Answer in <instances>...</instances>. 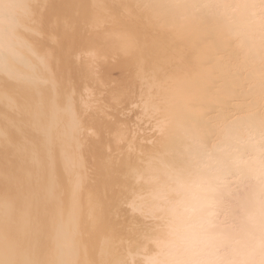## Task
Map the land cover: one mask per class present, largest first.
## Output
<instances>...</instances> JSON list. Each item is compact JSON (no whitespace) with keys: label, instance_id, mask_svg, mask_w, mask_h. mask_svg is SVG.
<instances>
[{"label":"bare ground","instance_id":"1","mask_svg":"<svg viewBox=\"0 0 264 264\" xmlns=\"http://www.w3.org/2000/svg\"><path fill=\"white\" fill-rule=\"evenodd\" d=\"M9 1L0 0V101L16 96L22 100L25 107L12 105L19 110L27 108L24 114L26 118H31L29 126L35 134L29 138L36 140V144L32 146L31 142L29 146L32 148L29 147L27 155H30L32 165L41 155L44 158L37 160L34 168H31L27 160L30 164L27 168L20 166L25 161L20 163L18 156L15 166H19L20 172L28 173L32 170L31 175L30 172L28 174L31 176L30 181L26 174L27 183L20 181L21 178V183H14L16 179H11L13 190L1 187L5 182H0L3 194H15L14 205L19 211L14 219L20 222L17 227L19 231L16 227L7 231L10 236L15 239L14 235L24 234L28 235L26 238L30 241L33 237L32 240L36 237L39 240L43 236L57 240L53 255L55 261L52 257L47 259L46 264H95L94 251L97 249L93 250L95 247L91 248L87 244L91 245L96 239L99 241V238L105 237L106 232L113 229L114 223L106 219L111 224L109 227L101 224L92 232L89 226L96 225L93 208L99 202L93 204L92 198L103 188L99 180L100 173L103 174L101 170H104L102 160L105 158L108 163L112 157L118 161L109 167L120 168V171L129 164L142 165L132 177L136 188L134 194H140V200L133 203L132 199L126 204L128 211L135 214L128 213L131 216L126 215L124 220L116 223L124 228L134 225L136 231L132 229V233L135 232L143 240V246L142 242L139 243L142 246L141 252L135 258L138 260H133L132 264H249V261L264 264V256L258 254L260 242L264 239V0L84 1L88 6L85 5V11L76 17L77 21L83 19L79 31H87L84 42L88 45L78 46L80 48L73 52L74 58L70 55L76 62L75 66L65 58L66 54L61 56L65 61L59 57L54 63L51 61L53 58L50 59L47 54L50 60L46 61L51 62V65L43 63V54L49 50L45 40L38 38L37 43L29 42V35L35 30L25 23L28 17L27 13L22 14L25 7L23 0H12L10 4ZM47 2L43 0L42 5ZM71 2H55L56 5L49 6L46 11V18L68 17L67 9ZM32 14L37 16L36 20L38 16L42 18L44 15L38 10L32 11ZM45 20L41 24L46 30L49 27ZM20 29L24 30L22 34L27 35V39L19 34ZM95 38L97 42H93ZM103 44L104 49L101 48ZM55 50L60 56L62 50L57 52L60 50L58 46ZM77 76L82 78L81 83L73 82ZM46 82L49 86H45ZM89 84L97 90L91 89ZM74 95L78 102L77 108H74L77 103L74 104ZM85 96L91 97V101H86ZM5 101L3 105L10 103ZM91 103H97V106ZM107 103L114 104L110 105L114 112L106 111L109 108L102 109ZM129 113L133 114L137 122ZM3 114L0 105L2 123L8 120L6 117L4 120ZM13 114L17 116L16 109ZM120 115L128 118L123 119ZM130 121L136 122V125L132 123L130 126ZM21 122L24 123V120ZM143 128L144 133L149 135H140ZM89 131L92 132L90 136L87 134ZM26 140L23 141L28 142ZM7 143H2L4 148L8 147ZM28 143L21 144L25 145L24 150ZM10 148L13 147L6 150ZM20 149L16 152L20 153ZM86 151L88 156L85 157ZM10 153L6 156V151H0V163L6 161L5 156L11 157L9 155L14 154ZM27 155L22 156L27 158ZM86 159L90 162L88 167L85 165ZM137 167L140 166L137 164ZM87 168L91 171L93 169L94 173L89 171L93 175H82L85 169L88 173ZM3 173L0 175L2 181L8 177ZM97 176L98 180L94 179ZM104 179L108 180L106 177ZM9 181L8 178L6 183L9 184ZM106 190L114 191L112 188ZM118 192L120 195L121 191ZM109 193L107 197L106 192V199L109 202L113 199L115 201L114 196L110 199L112 195ZM1 194L0 199L6 201L9 196L5 194L6 198L4 195L3 199ZM101 199L104 202L106 200ZM10 200L7 202L11 204ZM68 201L71 202L68 204ZM226 202L230 205L226 206ZM14 205L11 204V207L14 208ZM24 206L27 213L23 218L25 212L20 208ZM12 208L8 211L10 214ZM13 212L8 216V224L14 221L12 217L16 214ZM222 215L227 216L223 217L228 219L227 224L223 222ZM77 216L79 222L74 223L72 219L75 217L76 220ZM90 217L92 220H89ZM0 220H3V216ZM11 223L10 226L17 224ZM20 224H23L21 227L28 224V233H24ZM87 226L89 229H86ZM6 229L2 228L4 232ZM2 230V235L8 234L2 233ZM130 233L125 234L130 237ZM7 239L4 242H13ZM77 239L83 245H80L83 250L81 257L79 253L82 250H78V253L75 251L74 256L69 253L72 247L68 244L78 247ZM3 246L0 247V255L5 253L6 248L3 250ZM10 250L6 255H1L0 264H4V256L8 258L5 264L11 261L13 264H16L15 261L21 264L17 258L11 257L16 259L13 261L8 257L7 254L13 255L14 250ZM14 255L17 256L16 252ZM30 255L38 258L36 253ZM36 256H32L31 262L25 256V262L37 264ZM124 264H128V261Z\"/></svg>","mask_w":264,"mask_h":264},{"label":"rangeland","instance_id":"2","mask_svg":"<svg viewBox=\"0 0 264 264\" xmlns=\"http://www.w3.org/2000/svg\"><path fill=\"white\" fill-rule=\"evenodd\" d=\"M12 1V0H11ZM11 1H9V4L11 3ZM30 0H23V5H25V7H23V9L25 10H23L22 11V14L23 15H25V13H27L26 14V17H28L27 18V20L26 21H28V22H26L25 21V23H28L27 25H29V27L30 28H32V29H34L35 31H31V33H30V37H29V42L31 41V43L32 42H35V43H37L38 41H37V39L38 38H40V40H45L44 42L46 43V47L49 49L48 51H46V54H43V58H42V61H43V63H45V64H47L48 66H50L51 64V62H47L48 60H50V59H52L53 58V60H51L52 61V63H54L55 61L54 60H56L57 58H59L60 57V59L61 60H64L66 57L70 60V61H72V62H70V64L72 65V66H75V64L74 63H76L75 61H74V59H71V57H70V55L72 56L73 54H74V56H75V53H73V52H75V50H77V48H80V47H85V44H86V41L84 42V40L87 38V31H84V30H82L81 32L79 31V27H80V25L83 23V19L82 18H80V19H82V20H79V21H81L80 22V24H79V21H77V14L79 13V14H81V12L83 13V11H85L83 8H85V5H86V7L88 6L87 5V3H89L87 0H81V1H79V0H72V2L69 4V8L67 9V11H68V13L70 14V12H71V14L69 15L68 14V17H64V16H53V17H49V18H46L47 16H46V11L47 10H49V8L52 6L53 7V5H56V3L55 2H59V0H52V2H51V0H48V2L43 6L42 5V1L43 0H31L30 2H29ZM33 1H35V2H33ZM61 1V0H60ZM74 1V2H73ZM87 2V3H85V2ZM53 3V4H52ZM81 3H85V4H81ZM8 4V5H9ZM33 4V5H32ZM38 4V5H37ZM49 4V5H48ZM51 4V5H50ZM35 5V6H34ZM9 6H12V5H9ZM50 6V7H49ZM80 6V7H79ZM41 7V8H40ZM32 8V9H31ZM40 8V9H39ZM73 8V9H72ZM80 10H79V9ZM83 10H82V9ZM87 9V8H86ZM31 10V11H30ZM38 10V11H40V12H42V14H44V15H42V18H39V16H38V20H36L35 19V16L36 15H34V14H32L31 15V13H32V11H34V12H36V11ZM30 14H29V13ZM36 14V13H35ZM31 15V16H30ZM37 17V16H36ZM44 18V19H43ZM63 18V19H62ZM32 19V20H31ZM46 19V20H45ZM75 19H76V21H75ZM41 20V21H40ZM43 20H45L44 22H47V25L46 26H48L49 28H47L46 30H45V26L44 25H42L41 23H42V21ZM53 22V23H52ZM75 24V25H74ZM45 27V28H44ZM52 27V28H51ZM10 28H11V26H10ZM12 28H13V26H12ZM43 28V29H42ZM77 28H78V30H77ZM49 29V30H48ZM57 29V30H56ZM77 30V31H76ZM24 31V30H23ZM23 31H21V29H20V31H19V34H22V32ZM46 31V32H45ZM53 31V32H52ZM48 32V33H47ZM83 32V33H82ZM47 35H46V34ZM33 34V35H32ZM37 34V35H36ZM24 37H25V39H27V35H24V34H22ZM48 36V37H47ZM65 36H66V38H65ZM63 37V38H62ZM73 37V38H72ZM68 38H70V39H68ZM59 41H60V43H59ZM62 41V42H61ZM69 41H70V43H69ZM92 41H93V39H92ZM77 42H78V44H77ZM93 42H97V39L95 38V41H93ZM56 43V48H55V46H54V44ZM66 43V44H65ZM74 43V44H73ZM79 43H81L82 44V46L79 44ZM88 43V42H87ZM99 44H101L100 42H98ZM48 44V45H47ZM76 44V45H75ZM83 44H84V46H83ZM93 44V43H92ZM96 44V43H95ZM98 44V45H99ZM69 45V46H68ZM72 45H74L73 47H72ZM86 45H88V44H86ZM97 45V44H96ZM54 47V50L55 49H57V46H58V49H60V50H58L57 52H61V50H62V53H60L61 55L59 56V53H56V50H55V52H54V50H53V47ZM76 46V47H75ZM78 46H80V47H78ZM103 46V47H102ZM101 46V48L102 49H104L105 48V45L103 44ZM52 47V48H51ZM65 47V48H64ZM72 47V48H71ZM75 47V48H74ZM64 48V49H63ZM70 49H72V50H70ZM50 50H51V52H50ZM63 50H64V53H63ZM70 51H71V53L72 54H70ZM53 52H54V55H53ZM83 52V51H82ZM47 54H49V57H50V59H48L47 58ZM51 54H52V56H51ZM64 54H66L65 55V58L64 57H61L62 55H64ZM84 54V53H83ZM46 55V56H45ZM58 55V56H57ZM54 56V57H53ZM57 56V57H56ZM74 56H72V58H74ZM52 57V58H51ZM45 58H47V59H45ZM55 58V59H54ZM47 60V61H46ZM65 61V60H64ZM66 62H67V59H66ZM50 65H49V64ZM53 65V64H52ZM43 69H45V68H43ZM78 78V79H77ZM77 78L75 79V78H73V79H75L73 82L75 83V81H76V83H79L81 80H82V78L81 79H79L80 77H78L77 76ZM72 79V80H73ZM11 81V80H10ZM82 82V81H81ZM80 82V83H81ZM47 84L45 85V86H49V84H48V82H46ZM90 85V84H89ZM89 85H88V87H89ZM91 86V85H90ZM94 86V85H93ZM92 87V86H91ZM90 88V87H89ZM88 88V89H89ZM85 89V88H84ZM91 89H95V88H91ZM90 89V90H91ZM92 90V91H93ZM96 90H97V88H96ZM96 90H94V91H96ZM47 92L49 93H51V90L50 89H47ZM47 93V94H48ZM82 93H84L83 92V90H82ZM85 94V93H84ZM76 96L74 95V97L73 98H75ZM16 98H17V96H16ZM16 98H11L10 100H7V99H9V98H3L1 101H0V105L2 106V108H3V112L5 113V114H3V116H4V120H5V117H6V120L7 121H3V123H2V121H0L1 123H0V133L2 134L1 135V137H0V139L2 138H4V136L6 137V138H4L6 141H4V139L2 140H0V141H2V142H0V148L2 149V148H4V144H2V143H7V141H8V145L6 144V146H8V147H6V148H9L10 146H12L13 148H10L9 150L7 149L6 150V148H4V149H0V151H6V156H8V154H9V152H11L10 154H12L13 152H14V154L17 156V157H15L14 158V156L13 155H9V156H11V157H6L5 156V160L7 161L8 159V161L10 162V164H8V161H7V163H6V161L5 162H2V163H0L1 165H0V167L2 168H0V170H1V172H0V175H3L4 173L3 172H5V177L6 176H8L7 178H6V180H4V181H2L1 180V178H0V182L3 184L4 182H5V185L3 184L1 187H4V188H8V190H13L14 188V185H13V182L15 183V182H17V183H21V182H19V179L21 178V180L20 181H22V182H26L27 183V179H28V177H26V175H28L29 174V172L30 171H32V170H30L28 173H25L26 171H21L20 172V170H18L19 169V164L20 163H23V161L22 160H24L25 162H24V164H20V166L21 167H26V166H28L27 168H29V165L31 166V168H32V166H33V168H34V165H35V163H37L38 161H40L39 159L40 158H42V160H44V158H43V155H41L40 156V158L38 159V158H36L37 160V162L36 161H33V162H35V163H33L34 165H32V162L30 161V159H29V156L27 155V154H29V150H30V148H32V147H30L31 145L33 146V145H35L36 144V140H33V139H31V138H29V136L31 137H33L34 136V132L33 131H31V128H30V120H31V118L30 119H28L29 117H27L26 118V116H25V114H26V112L27 111H25V110H27V108H24L23 109V107H25L24 105H23V103H22V100H19L18 98H17V100L18 101H16ZM7 100V101H5V100ZM14 99H15V101H14ZM91 97H87V96H85V100L87 101V100H90L91 101ZM31 100L32 101H34L35 99L34 98H31ZM3 101H5L6 103H8V101H10V103H8V104H5L4 103V105H3ZM13 101V102H12ZM19 101H21V102H19ZM49 101H50V97H49ZM77 101H76V98H75V100H74V104L76 103ZM2 103V104H1ZM17 103V104H16ZM21 103V104H20ZM14 106H19V105H21V106H23L21 109H23L24 111L22 112V110L20 109L19 110V108L18 107H14ZM108 104V103H107ZM8 107H7V106ZM78 106V102L74 105V108L76 107L77 108V106ZM91 105H93V106H97V103H91ZM110 105H112L111 103L110 104H108V105H103L102 106V109L104 110L105 108L107 109V108H109L108 110H106V111H108V112H110V113H112V112H114V110L111 108V106ZM114 105V104H113ZM112 105V106H113ZM4 106L5 107H7V108H4ZM13 106V107H12ZM12 108V109H8V108ZM20 107V106H19ZM18 108V109H17ZM94 108V107H93ZM15 109H16V112H17V116H18V111L17 110H19V118H21L20 120L21 121H23L24 120V123H27V124H24L23 122H21L20 120H19V118L17 117V116H15V114H13L14 112H15ZM96 109H98L97 107H96ZM7 110V111H6ZM95 110V109H94ZM111 110V111H110ZM11 111V112H10ZM95 111H98L99 112V110H95ZM9 112V113H8ZM22 112V113H21ZM126 112H128V111H126ZM25 113V114H24ZM10 114H11V116H10ZM23 114V115H22ZM128 115V114H127ZM129 115H131V116H129V117H131L132 119L134 118L133 117V114L131 113H129ZM10 116V117H9ZM22 116V117H21ZM123 119H125V118H128L126 115L123 117L122 115H120ZM12 117H14V118H12ZM31 117V116H30ZM18 118V119H17ZM11 119H12V121H11ZM16 120V121H15ZM18 120V121H17ZM133 120H135V118L133 119ZM13 121H15L16 123H18V124H20V123H22L23 125H24V127H25V129H23L24 127H23V125H17L15 122H13ZM136 121V120H135ZM6 122H8V123H6ZM20 122V123H19ZM137 122V121H136ZM136 122H131L130 121V123H129V125L131 124L132 125V123H133V125H134V123H135V125H136ZM12 123V124H11ZM16 124V126H15V124ZM84 124V123H83ZM14 125V126H13ZM26 125H27V127H26ZM128 125V126H129ZM130 125V126H131ZM141 126H142V124H140ZM6 126V127H5ZM11 126H13V127H11ZM129 126V127H130ZM4 129H3V128ZM18 127H20V130H18L19 128ZM29 127V128H28ZM144 127V126H143ZM146 127V126H145ZM8 128H9V130H8ZM13 130V132H12V130ZM18 128V129H17ZM131 128V127H130ZM136 127L134 126V129H135ZM147 128V127H146ZM146 128H145V130H146ZM131 129H133V128H131ZM6 130H8V132L6 131ZM11 130V131H10ZM18 130V131H17ZM23 130V131H22ZM24 130H26V131H24ZM4 131V132H3ZM20 131V132H19ZM91 131L93 132V130L91 129ZM143 132H142V134H140V135H143V133H144V128H143V130H142ZM147 132H149L148 131V128H147V130H146ZM17 132H19V134L21 135V136H19V134L17 133ZM21 132H23V133H21ZM26 132V133H25ZM29 132V133H28ZM90 132V131H89ZM87 133V134H89V136H90V134L92 133V132H90V133ZM147 132H145L144 134L146 135V134H148ZM5 133V134H4ZM10 133V134H9ZM13 133V134H12ZM18 135H17V134ZM31 133V134H30ZM34 133V134H33ZM141 133V132H140ZM15 134V135H14ZM22 134H23V138H22ZM29 134V135H28ZM86 134V137H89L88 135ZM149 134L151 135V133L149 132ZM148 134V135H149ZM4 135V136H3ZM24 135H26L27 137H28V139L26 138V136H24ZM147 135V136H148ZM3 136V137H2ZM14 136V137H13ZM15 136H17V137H15ZM9 137V138H8ZM11 137H13V138H11ZM19 137V138H18ZM18 138V139H17ZM22 138V139H21ZM8 139V140H7ZM27 139V140H26ZM30 139V140H29ZM84 139V138H83ZM88 139V138H87ZM15 140V141H14ZM21 140L23 141V140H26V141H28V142H25V141H23V142H21ZM33 140V141H32ZM14 141V142H13ZM17 141H19L18 143H17ZM86 141V140H85ZM84 141V142H85ZM13 142V143H12ZM21 142V143H20ZM31 142H32V144H31ZM16 145H15V144ZM22 143H25L26 145H27V143H28V146H26V149L24 150V146L22 145L21 146V144ZM144 143H146L145 141H144ZM1 144H2V147H1ZM10 144H13V145H10ZM19 144H20V147H19ZM31 144V145H30ZM10 145V146H9ZM30 145V146H29ZM16 147H19V148H21L20 149V153H18V152H16L17 150H16ZM24 147V148H23ZM30 147V148H29ZM23 148V149H22ZM12 149H15V150H12ZM90 148L88 147V150H89ZM10 150H12V151H10ZM21 150H23V151H21ZM87 150V151H88ZM24 151H27L26 152V154L24 153ZM85 152V157L86 156H88V152ZM21 152H23V153H21ZM116 153V152H115ZM119 155H120V153L119 152H117ZM117 153H116V155H117ZM18 154V155H17ZM19 154H21V155H19ZM40 154V153H39ZM22 155H27V158H26V156H22ZM37 155V154H36ZM13 156V157H12ZM18 156H19V158H18ZM20 157H21V161H20ZM22 157H23V159H22ZM24 157H25V159H24ZM37 157H39V155L37 156ZM7 158V159H6ZM11 158H13V159H11ZM17 158L19 159V164L17 165L18 166V168L15 166L16 165V161H18L17 160ZM87 159L89 160L90 158L89 157H87ZM86 159V160H87ZM115 159V160H114ZM12 160V161H11ZM27 160H29V163H27ZM88 160L86 161L87 163H85V165H87V167L89 166L88 164L90 163H88ZM109 160L110 161H108V163H106V159L105 158H103V160H102V164H101V166H103L102 167V169H104V170H101L102 171V173L103 174H101L100 173V181H101V184L103 183V185H101L103 188L100 190V191H98V193H97V195H95V196H93V198L92 199H94V203L93 204H95L96 202H98L97 204H95V206H94V208H93V216H94V224H96L95 226H93V227H91V225L89 226L90 227V229L92 230V232H93V230H95V228H98L97 226H101V224L103 225V224H105V225H108V227L111 225V224H113L114 223V226H113V229L112 230H108L106 233V235H105V237H102V238H99L98 240L99 241H97V239L94 241V243L93 244H95V245H93L92 243H91V245H90V243L89 244H87V245H89V246H91V248L93 247L94 249L93 250H95V249H97V250H95L94 251V256H95V258H94V261H95V264H110L111 262V264H117V263H119V261L121 262V264H124V263H127V261H128V264L130 263V264H132V262H133V260L134 261H136V260H138V259H135V258H137L138 257V253L139 252H141V249H142V246H143V240H140L139 239V237H137L138 235L137 234H135V232H133L132 233V231H134V230H132V229H135V231H136V227L134 228V225L133 226H125V228L124 227H121L122 225H119V224H116V223H118V221L119 220H121V219H123L124 220V217H126V215L127 216H131V215H133V214H135V213H132L131 214V212H129L128 211V206H126V204H127V202L129 201L130 202V200H132L131 202H133V203H136L137 202V200H138V202H139V200H140V197L141 196H139L140 194H139V192H138V194L139 195H137V194H134V193H136L135 192V190H136V188L134 187V185H135V183L133 182V179H132V177H133V173H135V171L137 170H140L142 167V165L140 164L139 165V163H136V164H134V165H128L126 168H124L125 169V171H124V169H123V171L121 170H119L120 168H118V169H116V167L114 168V166H113V168L112 167H109V166H111V165H113V162H115L114 164H116L117 163V161H118V159H117V161H116V158H113L112 159V157L111 158H109ZM112 160V161H111ZM114 160V161H113ZM110 162H112V164L110 163ZM13 163H15V164H13ZM105 163V164H104ZM8 164V165H7ZM13 164V165H12ZM137 164H138V166H140V167H137ZM4 165V166H3ZM7 165V166H6ZM10 165V166H9ZM104 165H106V166H104ZM8 166H9V168H8ZM12 166V167H11ZM16 168V169H13V168ZM105 167H106V169H105ZM8 168V169H7ZM140 168V169H139ZM5 169H7V170H5ZM10 169H12V170H10ZM99 169H101V167L99 168ZM107 169H109V170H107ZM111 169H113V170H111ZM15 170V171H14ZM17 170V171H16ZM29 170V169H28ZM27 170V171H28ZM87 170H88V173H87V171H86V169H85V171H83L82 172V175H84V176H91V175H93V169H92V171H91V169L89 170L88 168H87ZM105 170H107V171H105ZM9 171V172H8ZM11 171V172H10ZM89 171H91V172H93V173H91V174H89ZM99 171V170H98ZM100 171V172H101ZM115 171H117V172H115ZM6 172H7V174H6ZM15 174H14V173ZM104 172H106V173H108L109 172V174H106L105 173V175L106 176H104ZM114 173V175L112 176V173ZM119 172H121L120 174H119ZM130 172V173H129ZM2 173V174H1ZM10 173H11V175H10ZM13 173V174H12ZM18 173V174H17ZM116 173V174H115ZM128 173V174H127ZM26 174V175H25ZM86 174H88V175H86ZM15 175V176H14ZM18 175H20V176H18ZM30 175H31V172H30ZM30 175H28L29 176V179H28V182L30 181ZM109 175H111V177L109 176ZM119 175V177H117V176ZM122 175V176H121ZM11 176H13V177H11ZM19 177L18 178V180H17V177ZM104 176V177H103ZM108 176V177H107ZM1 177V176H0ZM3 177L4 176H2V179H3ZM25 177V178H24ZM106 177V179L108 178V180H105L104 178ZM117 177V178H116ZM128 177V178H127ZM10 179V181H9V184H7L6 182H7V179ZM16 179L15 181H13V180H11V179ZM98 178V176L97 177H94V179H97ZM102 178L105 180V182H103L102 181ZM110 178V179H109ZM5 179V178H4ZM123 179H124V181H125V183H123ZM98 180V179H97ZM132 180V181H131ZM13 181V182H12ZM93 181V180H92ZM113 181H114V183H113ZM122 181V182H121ZM87 182H89V180L87 181ZM91 182V181H90ZM110 182V183H109ZM120 182H121V184L124 186H122L121 184H120ZM131 182V183H130ZM107 183V184H106ZM111 183H113V184H111ZM115 183H116V185L119 187L118 189H117V186L115 185ZM117 183H119L120 185H118ZM85 184H86V182L84 183V185L83 186H85ZM110 184V185H109ZM134 184V185H133ZM23 185H26V184H23ZM115 185V186H114ZM101 186H100V188H101ZM106 186V187H105ZM111 186H113V187H111ZM131 186V187H130ZM109 187V188H108ZM128 187H130L131 188V191H130V188H128ZM111 189L112 188V190H118V191H121L120 192V195H118L117 194V190L114 192H110V190H106V189ZM128 188V189H127ZM134 188V189H133ZM121 189V190H120ZM111 190V191H112ZM4 193V191H2V189L0 188V194L1 193ZM5 192H9V191H5ZM106 192H107V197H108V193H109V195L111 194L112 195V198H110V199H113V196H114V198H115V201H114V199L113 200H110V202H109V199L107 200L106 199ZM1 194L2 195V197H3V199H4V195L6 194L7 195V197L9 196L10 197V199H8V198H6V195H5V198L7 199V200H10V202L12 201V203L11 204H13L14 205V198H13V196L15 195V194H12V192H9V193H5V194ZM113 193V194H112ZM119 193V192H118ZM11 194V195H10ZM100 194H102V195H100ZM117 196H116V195ZM101 196V197H100ZM103 196V197H102ZM105 196V197H104ZM116 196V197H115ZM120 196V197H119ZM99 197V198H98ZM110 197V196H109ZM117 197H119V198H117ZM101 198H103L104 200H105V202L101 199ZM139 198V199H138ZM2 199V198H1ZM0 199V200H1ZM13 199V200H12ZM96 199V200H95ZM100 199V200H99ZM7 200L5 201V200H1L0 201V205H5L4 207H1L0 206V215H2L3 216V220L5 221L6 220V225H4V223H3V220H0V226H2L3 225V227H1V229H0V235L3 237V236H6L8 239L7 240H11V241H13V242H10V243H6V242H4V241H6L5 239H6V237H3L1 240H0V242L1 243H3V244H0V247H1V245H4L3 247H2V249L4 250V248H6L5 249V253H4V251H3V253L4 254H2L1 253V255H6V253H9V252H11V250H10V248L12 249V250H14L13 251V255L15 254V252H16V254H17V256H11V254L9 255V254H7L8 255V257L10 256V258L11 257H15V258H17L18 259V261H19V263H21V264H30V262L33 260L32 259V256L33 257H35L36 255H30V254H37L38 255V258H37V256H36V258H37V264H46V261H47V259H52V257H53V255H54V253L56 252V244H57V240H55V239H47V238H45L44 236V238L43 237H41V238H43V239H41V238H39V240L37 239L38 237H36V239H34V240H37V241H34V240H32L31 239V241H32V244H31V241H30V239H28V238H26V236L28 237V235H24V234H22V236H25V237H23L22 238V236H17V235H14V236H16L15 237V239H14V237L13 236H10V234H9V232H7V231H9V230H13V228L15 229V227H16V229H18V231H19V228H17V227H19V225H18V222H15V218L17 217V214H18V208H17V206H16V208H15V205H14V208H12L11 207V204L10 203H8L7 202ZM3 201V202H2ZM113 201V202H112ZM6 202V203H5ZM69 202H71V201H68V204H69ZM114 202H115V204H114ZM1 203H3V204H1ZM105 203V204H104ZM107 203V204H106ZM7 204H9V206L7 205ZM71 204V203H70ZM225 205L226 204H228L227 202L226 203H224ZM98 205H100V206H98ZM102 205H104V207L102 206ZM105 205H106V207H105ZM109 207H108V206ZM110 205H115V206H111L110 207ZM228 205H230V203L228 204ZM76 206V205H75ZM227 206V205H226ZM7 207V208H6ZM98 207H99V209H98ZM102 207H103V209H102ZM1 208L2 209H4V210H1ZM5 208H6V210H5ZM10 208V209H9ZM11 208H12V210L14 211V210H16V211H12L14 214H16V216H11L12 217V220H14V221H12V223H11V225L13 224V223H17V224H14L15 226H10L9 224H8V220H9V217L8 216H10L11 214H12V212H11V214L8 212V211H11ZM21 209V211L23 210L24 212L25 211H27V210H24V209H26V207L24 206V208H20ZM97 209H98V211H97ZM115 209H116V212H115ZM119 209L121 210V211H119ZM68 211H69V209H67ZM94 210H96L97 211V213H99V214H96L95 213V211ZM108 212H107V211ZM111 210V211H110ZM126 211V213L125 212H123V211ZM53 211V210H52ZM73 211V210H72ZM104 211V212H103ZM110 211V212H109ZM4 212V213H3ZM115 212V213H114ZM123 212V213H122ZM227 212H229V211H227ZM226 212V214L228 215V213ZM6 215L5 217H4V215ZM21 213V212H20ZM26 213L27 212H25L24 214H23V216H22V214H21V216L24 218L25 216L24 215H26ZM73 214H74V211L72 212ZM108 213V214H107ZM124 214L125 213V215L123 216L122 214ZM128 213H130V214H128ZM10 214V215H9ZM52 214H54V212H52ZM96 214V215H95ZM103 214V215H102ZM107 214V215H106ZM115 214V215H114ZM98 215V216H97ZM120 217H119V216ZM2 216H0L1 218L0 219H2ZM104 216V217H103ZM117 216V217H116ZM221 216V215H220ZM226 218L227 216H225V215H222V219H223V222L225 221L226 222V224H227V221H228V219H224V218ZM92 217H90V219L89 220H92L91 219ZM103 218V219H102ZM8 219V220H7ZM79 217L77 216L76 217V220H75V217H74V219H72V221L74 222V223H78L79 222ZM106 219H107V221L109 222V223H111L110 225H109V223L106 221ZM10 221V220H9ZM24 221V220H23ZM101 221V222H100ZM105 221L107 222V224L105 223ZM224 222V223H225ZM3 223V224H2ZM20 223V222H19ZM98 223H100V224H98ZM7 224H8V226H7ZM21 225H23V224H20V227H21ZM29 225H31V224H29ZM71 225V224H70ZM73 225V224H72ZM71 225V226H72ZM9 226H10V228H9ZM26 227V229H25V227ZM24 226H22L21 227V229H23L24 230V233L26 232V233H28L27 232V229H28V224H24ZM70 226V227H71ZM74 226V225H73ZM99 226V227H100ZM12 227V228H11ZM89 227L87 226L86 227V229L88 228L89 229ZM115 227V228H114ZM130 227V228H129ZM2 228L3 229H6V228H9V229H6L5 231L6 232H4V230H2ZM73 228V227H72ZM119 228V229H118ZM20 229V232L22 231ZM78 229H79V227H78ZM118 229V230H117ZM122 229V230H121ZM129 229H131V233H130V230ZM1 230H2V233H8V234H5V235H2L1 234ZM69 230H71L70 228H69ZM91 230H89V231H91ZM128 230H129V233L131 234L130 235V237H129V235H126L125 233H127V234H129L128 233ZM124 232V234H122L123 232ZM127 231V232H126ZM23 232V231H22ZM116 232V233H115ZM120 233V234H119ZM18 235H21V234H18ZM120 235V236H119ZM126 235V236H125ZM136 235V236H135ZM1 236H0V238H1ZM117 236V237H116ZM134 236V237H133ZM13 238V239H11V238ZM76 237L78 238V236L76 235ZM23 239V241H22V239ZM25 238H26V240H25ZM120 238V239H119ZM19 239V240H18ZM28 239V240H27ZM47 239V240H46ZM131 239H133V240H131ZM138 239V240H137ZM51 240V241H50ZM112 240V241H111ZM128 240V241H127ZM30 241V242H29ZM52 243V245H51V243ZM79 241L80 240H78L77 239V242L76 243H78V247L76 246V248H75V246L73 245H71L70 243L68 244L69 246H71L72 247V249H71V251H69V253H70V255L72 254V256H74L73 254H75V251H77V253L78 252H80L81 250H82V244H81V241H80V243H79ZM116 241V242H115ZM9 242V241H8ZM22 242V243H21ZM39 242V243H38ZM131 244H130V243ZM142 242V243H141ZM6 243V244H5ZM24 243V244H23ZM26 243H27V245H26ZM37 243V244H36ZM48 243V244H47ZM54 243H55V245H54ZM112 243H114V244H112ZM136 243V244H135ZM139 243H141V245L139 244ZM29 244H31V245H29ZM36 244V245H35ZM41 246H40V245ZM47 244V245H46ZM50 244V245H49ZM98 244V245H97ZM21 245H23L22 247H21ZM49 245V246H48ZM77 245V244H76ZM80 245H81V247H80ZM116 247H115V246ZM128 245H129V248H128ZM132 246V248H131V246ZM27 246V247H26ZM31 246H33V248H31ZM37 246H39V247H37ZM54 246V247H53ZM85 246V245H84ZM21 247V248H20ZM36 247V248H35ZM51 247V248H50ZM141 247V248H140ZM9 248V249H8ZM16 248H17V250H16ZM77 248H79V249H77ZM81 248V249H80ZM114 248H115V250H114ZM124 248V249H123ZM136 248V249H135ZM20 249V250H19ZM33 249H35L34 251H35V253H34V251H31V250H33ZM38 249H40V250H38ZM49 249V250H48ZM122 249V250H121ZM132 249H133V251H132ZM16 250V251H15ZM39 252H38V251ZM45 250V251H44ZM53 250V251H52ZM55 250V251H54ZM78 250H80V251H78ZM2 251V250H1ZM0 251V252H1ZM115 251H116V253H115ZM125 251V252H124ZM130 251H132V252H130ZM21 253V254H19V253ZM30 254H29V253ZM32 252V253H31ZM38 252V253H37ZM96 252V253H95ZM124 252V253H123ZM137 252V253H136ZM83 254V250L79 253V255H80V257H81V255ZM114 255H113V254ZM123 253V254H122ZM137 255H136V254ZM23 254V255H22ZM46 254V255H45ZM129 254V255H128ZM131 254H133V255H131ZM0 255V256H1ZM19 255V256H18ZM51 257H50V256ZM125 255H126V257H125ZM28 259H30V262H29V260H28V262L29 263H27V262H25V261H27V258ZM29 256V257H28ZM111 256V257H110ZM117 256H119L118 258H120L118 261H117V259L118 258H115V257H117ZM120 256H122V257H120ZM135 256V257H134ZM23 257V258H22ZM43 257L45 258V259H43ZM114 257V258H113ZM2 258V256L0 257V259ZM15 258H11L13 261H15L16 259ZM20 258V259H19ZM25 258V259H24ZM75 258V257H74ZM130 260H128V259ZM133 258V259H132ZM4 264H5V259H8V258H5V256H4ZM2 259V260H3ZM10 259V260H11ZM110 259V260H109ZM112 259H116V260H112ZM40 260V261H39ZM53 260L55 261V259H54V257H53ZM52 260V261H53ZM132 260V261H131ZM7 261V260H6ZM9 261V260H8ZM7 261V262H8ZM23 261V262H22ZM36 261H35V263H36ZM51 261V260H50ZM51 261V262H52ZM125 261V262H124ZM3 262V261H2ZM116 262V263H115ZM9 263V262H8ZM8 263H6V264H8ZM14 263H16L17 264V262L15 261ZM47 263H49V262H47ZM10 264H13L12 263V261H11V263ZM49 264H51V263H49Z\"/></svg>","mask_w":264,"mask_h":264},{"label":"clouds","instance_id":"3","mask_svg":"<svg viewBox=\"0 0 264 264\" xmlns=\"http://www.w3.org/2000/svg\"><path fill=\"white\" fill-rule=\"evenodd\" d=\"M258 254L264 256V239L260 242V247L258 248ZM249 264H258L257 261H249Z\"/></svg>","mask_w":264,"mask_h":264}]
</instances>
